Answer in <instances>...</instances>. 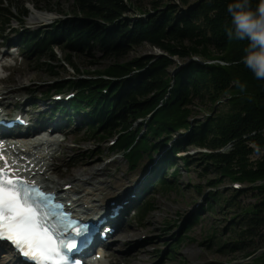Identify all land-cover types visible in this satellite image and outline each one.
<instances>
[{
  "label": "trees",
  "instance_id": "obj_1",
  "mask_svg": "<svg viewBox=\"0 0 264 264\" xmlns=\"http://www.w3.org/2000/svg\"><path fill=\"white\" fill-rule=\"evenodd\" d=\"M150 1L153 10L135 8L125 0H75L82 17L57 21L49 31L21 34L23 48L39 58L56 47L66 53L117 59L145 44L165 53L167 56H144L111 66L99 78L57 82L51 94L71 90L77 94L68 103H55L53 112L69 120L83 113L88 133L94 136L100 131L103 140L117 134L111 151L122 152L132 169L145 156L152 162L153 154H161L167 147L172 157L163 159L170 166L189 147L207 151L199 153V159L206 162L204 172L219 176L209 183L215 190L209 193L207 207L212 210L213 203L220 202L217 189L223 179L248 185L260 200L242 209L240 223L244 235L254 237L257 230L264 229V80L256 79L242 63L248 41L230 40L226 34L231 20L226 9L234 0ZM258 3L251 0L253 10ZM1 11L0 25L6 27L2 29L6 33L12 19H4L7 10ZM22 15L27 17V10ZM50 58L56 61L55 56ZM173 58L189 61L180 66ZM64 62L78 72L69 57ZM197 105L207 110L204 120L197 119ZM256 155L259 158L254 159ZM190 158H182L187 166L192 163ZM177 174L178 170L172 176ZM154 183L171 188L164 179ZM154 183L148 187L153 188ZM243 192L234 191L236 197ZM150 205L141 201L136 217L143 219L152 209ZM244 246L246 242L239 240L232 249ZM260 250L251 264H264V246L255 248L247 258Z\"/></svg>",
  "mask_w": 264,
  "mask_h": 264
},
{
  "label": "rangeland",
  "instance_id": "obj_2",
  "mask_svg": "<svg viewBox=\"0 0 264 264\" xmlns=\"http://www.w3.org/2000/svg\"><path fill=\"white\" fill-rule=\"evenodd\" d=\"M173 1L180 4L177 0ZM197 1L192 0L191 4ZM125 2L133 3L135 8L153 10L150 0H125ZM35 4L40 10H35ZM0 8L7 10L4 11V13H8L4 19H12L6 33H2V29L6 27L0 25V55L5 54L3 62L11 67L21 69H24L26 64L34 67L31 75H36V78L32 82L24 81L28 84L27 89L30 95L28 102L23 107L25 111H32L34 116L41 112H46L45 115L52 113L62 115L53 112L54 104L62 100L69 101L67 98H73L76 92L75 90L65 91L60 93L61 96L58 97L56 94H51L50 90H53L57 82L72 78L75 80L99 78V74L111 66L127 63L144 56H160V50L145 44L134 48L119 59L105 58L101 54L66 53L61 47H56L53 53H48L39 58L35 53H30L23 48L21 29L23 28V33L26 31L28 33L49 31L57 21L74 19L76 16L82 17V12L75 6V0H0ZM181 9L185 10L186 8L182 7ZM25 10H27L28 15L24 18L22 12ZM41 13L51 14L53 19L48 22L30 24L32 18ZM0 18L3 19L1 15ZM10 46H16V48H10ZM51 56H55L56 61H51ZM66 57H69L78 72H75L71 66L64 62ZM192 60H196V57ZM174 61L176 65L183 66L185 65L183 62L189 60L182 61L174 58ZM175 68L176 66L171 68L172 73H174ZM9 74L10 71L0 72L1 76ZM0 87L2 86L0 85ZM43 94L49 95L46 97L42 96ZM8 107L7 110L13 111V108L8 109ZM195 112L199 120H204L207 116L205 106H195ZM60 116L57 115V119L62 117V131L70 136L69 146L72 149L81 147L80 152L70 150L68 164L62 166V169H73V172L78 174L77 165L80 162H88L86 165L87 167L90 166L91 172L104 171L103 168L112 165L109 174L102 175L100 173V177L89 180V184L84 186L85 189L94 188L103 181L111 185L125 184L127 181L124 177L125 174L134 179L138 173L143 174L150 168H155L154 172L156 173L144 186L140 198L134 202L126 214L122 215V219L125 220L124 223L135 229L132 239L124 249H117L118 243L113 244V241L108 237L111 245L110 250H112L109 252L119 255L123 259L135 253L133 258L127 262L128 264H251V258L262 251L260 250L254 256L247 258V254L253 252L255 248L264 246V229L257 230V235L250 237L244 235L245 227L240 223L242 209L259 202L260 197L257 192H252L248 189V185H244L240 189L245 190V192L236 197L234 191L237 185L229 179H223L222 184L217 189L222 195L220 202L213 203L211 199L213 209L207 207L209 193L215 190L211 189L209 183L219 178L213 172H204L206 162L199 159V153L207 151L189 147L187 152L176 156L177 164L170 166L166 165L163 159L164 156L166 158L172 157L167 147L168 149H163L161 154H153L152 162L145 156L138 166L132 169L122 152L109 150L117 134L103 140L100 131L94 136L88 133L83 113L72 115V120H69L65 115ZM43 120L47 121L46 119ZM136 128L137 124L134 125L133 129ZM47 130L48 132L51 131L50 127H47ZM55 137L62 140L63 134H57ZM54 153L61 154L58 149ZM185 156L191 157L190 166H187L182 159ZM97 158L99 161L95 160ZM253 158L257 159L259 156L256 155ZM176 170H178V174L174 177L172 175ZM51 177L58 183L64 182L56 175ZM88 177L90 178V176ZM163 179L171 188L162 189L158 184L155 185L154 182L157 183ZM151 183H154L153 188L148 187ZM198 186L201 193L197 188ZM141 201H149L152 209L147 212L143 219H138L133 211L138 208ZM228 201H231L230 205L227 204ZM150 219L157 221L156 229L147 223ZM240 235L242 236L240 237ZM211 238L212 240H210ZM179 240V244L173 248ZM239 240L246 242L244 249H232V244ZM4 253L6 252L2 251L0 255H6ZM3 259V256H0V262ZM103 262L109 264V259H104Z\"/></svg>",
  "mask_w": 264,
  "mask_h": 264
},
{
  "label": "bare ground",
  "instance_id": "obj_3",
  "mask_svg": "<svg viewBox=\"0 0 264 264\" xmlns=\"http://www.w3.org/2000/svg\"><path fill=\"white\" fill-rule=\"evenodd\" d=\"M35 10H40L36 4ZM52 19L51 14H36L30 21V24L48 22ZM6 69L10 71V74L7 76L0 75V85L2 86L0 87V120H11L15 117L25 119L27 127L21 128L17 126L15 130H8L5 127H0V131H5L6 136L11 137L10 139L13 141L11 144L6 145V153H0V155L9 159H14V161L16 156H29L27 160H31V162L28 166H33L31 169L33 176L28 179L29 182L34 181L37 185L45 186L46 190L57 194L58 197H60V195L69 196V199L77 208L92 213L98 210L107 212L108 215L105 218L106 224L102 227V230L108 229L107 234L110 240L113 241V244L118 243L116 248L124 249L129 244L130 239H132L131 237L134 235L135 229H133L134 227L131 225L124 223L125 220L122 219V215L126 214L134 202L140 198L144 186L156 173L154 172L155 168H150V170L143 174L138 173L134 179L129 178L127 176L128 174H125L124 177L127 180L125 184L116 183L115 185H111L103 181L94 186V188L85 189L84 186L89 184V180L100 177V173H102V175L109 174L112 165L110 164L106 168H103L104 171L91 172L90 166L87 167L86 165L88 162H80L77 165L78 174L77 172L74 173L73 169H62V166L68 164L70 150L80 152L81 147L72 149L69 146L70 136L62 131V115H54L53 113L45 115L46 112H41L34 116L31 113L32 111H25L23 109L30 95L27 89L28 84L24 81L32 82L36 78V75H31V71H34V67H30L29 64H26L25 68L21 69L7 65ZM7 106H9L8 109L13 108V111L7 110ZM57 115L61 118L57 119ZM43 119L47 121L45 122ZM47 127H50L51 135L47 139H40L42 134L48 131ZM60 133L63 134L62 140L55 137ZM56 149H58L61 154H55L54 151ZM95 160L99 161V158ZM12 168L15 169V166H12ZM52 175H56L57 178L63 179L64 182H56L54 178L51 177ZM88 176H90V178ZM74 197H77V199L75 200ZM116 213L120 215L112 219V216L116 215ZM147 223L153 225L154 229H156L157 221L155 219H150ZM109 241L103 242V258L109 259V264H128L127 262L133 258L135 253L123 259L119 255L109 252L112 251L110 250L111 245ZM5 254L6 255H0L4 258L0 264H21L12 252ZM98 264H104V262L99 261Z\"/></svg>",
  "mask_w": 264,
  "mask_h": 264
},
{
  "label": "snow or ice",
  "instance_id": "obj_4",
  "mask_svg": "<svg viewBox=\"0 0 264 264\" xmlns=\"http://www.w3.org/2000/svg\"><path fill=\"white\" fill-rule=\"evenodd\" d=\"M0 160V244L11 245L24 264H71L77 242H88L89 225L73 220L64 205L34 181L13 178L19 169L3 155Z\"/></svg>",
  "mask_w": 264,
  "mask_h": 264
},
{
  "label": "clouds",
  "instance_id": "obj_5",
  "mask_svg": "<svg viewBox=\"0 0 264 264\" xmlns=\"http://www.w3.org/2000/svg\"><path fill=\"white\" fill-rule=\"evenodd\" d=\"M226 11L231 17L230 26L226 29L228 38L248 41L242 63L256 79L264 80V0H259L254 10L251 7V0H234L227 5ZM213 63L228 66L224 61ZM236 83L239 87H244L238 81Z\"/></svg>",
  "mask_w": 264,
  "mask_h": 264
},
{
  "label": "water",
  "instance_id": "obj_6",
  "mask_svg": "<svg viewBox=\"0 0 264 264\" xmlns=\"http://www.w3.org/2000/svg\"><path fill=\"white\" fill-rule=\"evenodd\" d=\"M159 54H160V56H165V55H166L165 53L160 52V51H159ZM166 56H167V55H166ZM173 60H174V58H173ZM183 66H185V65H183Z\"/></svg>",
  "mask_w": 264,
  "mask_h": 264
}]
</instances>
